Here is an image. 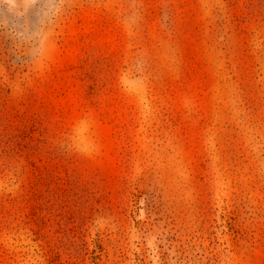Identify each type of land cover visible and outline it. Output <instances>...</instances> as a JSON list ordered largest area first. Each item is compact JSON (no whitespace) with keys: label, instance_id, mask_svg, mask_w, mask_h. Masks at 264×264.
Segmentation results:
<instances>
[{"label":"rangeland","instance_id":"rangeland-1","mask_svg":"<svg viewBox=\"0 0 264 264\" xmlns=\"http://www.w3.org/2000/svg\"><path fill=\"white\" fill-rule=\"evenodd\" d=\"M0 264H264V0H0Z\"/></svg>","mask_w":264,"mask_h":264}]
</instances>
